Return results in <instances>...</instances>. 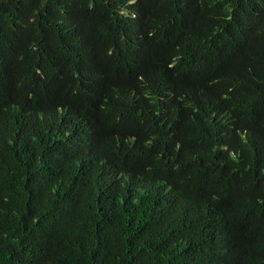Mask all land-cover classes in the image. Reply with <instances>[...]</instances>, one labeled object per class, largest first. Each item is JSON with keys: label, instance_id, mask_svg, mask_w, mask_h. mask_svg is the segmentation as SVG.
<instances>
[{"label": "trees", "instance_id": "trees-1", "mask_svg": "<svg viewBox=\"0 0 264 264\" xmlns=\"http://www.w3.org/2000/svg\"><path fill=\"white\" fill-rule=\"evenodd\" d=\"M0 264H264V0H0Z\"/></svg>", "mask_w": 264, "mask_h": 264}]
</instances>
